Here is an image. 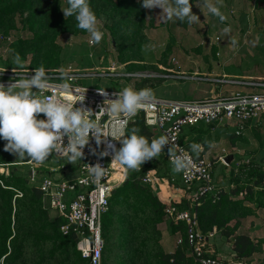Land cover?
<instances>
[{
  "label": "rangeland",
  "instance_id": "1",
  "mask_svg": "<svg viewBox=\"0 0 264 264\" xmlns=\"http://www.w3.org/2000/svg\"><path fill=\"white\" fill-rule=\"evenodd\" d=\"M108 1L99 0L96 4H90L103 31L101 41L96 44L91 42L86 30L77 27L75 17L70 21L64 17L61 9L67 6V0L36 1L45 3L46 9H38L44 17L35 26V35L28 30V11L17 12L13 28L0 26V67L39 68L33 65L41 57L35 47L24 52L18 46L11 48L18 39H29L31 43H40L49 54L58 57L56 67L70 64L93 73L104 71L114 74L81 79L78 82L83 86L115 90L125 86L137 90L151 88L156 96L176 92L183 82L192 80L193 86L202 87L205 91L209 86L212 87V95H216L246 88L238 83L207 81V78L244 82L264 79V0H207L220 8L226 17L223 21L210 14L205 3H195L191 11L197 15L198 21L194 23L187 20H180L179 23L178 18H168L158 7L146 8L145 25L139 33L125 27L122 18L109 15L104 9L98 10L107 8L105 10L109 12V6L106 5ZM48 11H54V14H46ZM17 54L22 62L20 64L14 62ZM129 73L131 75H127ZM174 73H180L183 77H172ZM159 74L163 76H155ZM236 123L232 121L230 126L213 129L199 128L195 135L192 132L187 134L188 143L202 145L207 158L212 159L214 181L218 186L222 183L226 190L233 185L244 190L257 179V173L264 172V115L247 124L234 126ZM237 130L238 133L235 132ZM231 154L232 158L226 161L225 157ZM221 156H224V160L219 159ZM54 161L55 165L74 164L67 159ZM243 163H249L255 169L251 179L245 171L238 169ZM233 164L238 165L237 169ZM261 188H264V179L253 191ZM245 196V190L238 194L228 193L215 206L213 222L223 223L221 227L231 230L232 236L247 233L253 241L254 249L243 259L245 264H264V195L260 197L263 206L256 205V198L241 200ZM210 211L212 208L205 214V226L212 222L208 219ZM153 217L159 220L157 229L161 236L150 256L129 254L131 244L126 245L123 254L121 249H116L119 243H115L114 247L108 246L104 262L121 264V258L126 256V264H164L163 254L176 249V236L171 232L173 222L162 214Z\"/></svg>",
  "mask_w": 264,
  "mask_h": 264
},
{
  "label": "built area",
  "instance_id": "2",
  "mask_svg": "<svg viewBox=\"0 0 264 264\" xmlns=\"http://www.w3.org/2000/svg\"><path fill=\"white\" fill-rule=\"evenodd\" d=\"M33 70L0 67V84L7 87L19 76L32 75ZM45 72L48 88L43 90V94L57 93L61 99L71 102H75L80 95H83V100L76 101L74 107H80L85 111L91 110L90 115L85 114L86 118L100 120L101 131L105 135L116 120H127V127L138 115H142L144 124L153 134V139L160 135L167 136L169 143L165 145L159 156L143 162L135 171L139 181L149 185L154 192L160 187V181L171 190L170 196L172 195L173 198L166 201L164 215L174 224H184V234L182 235L179 230L176 232V247L184 248L185 256L192 264H245L243 259L237 258L232 242L223 236L221 230L214 226L211 230L203 232L199 227L197 207L206 196H216L223 185L220 183L221 185L218 186L214 181L212 159L188 150L182 142V135L186 127L198 124L230 125V122L237 121L235 126L258 119L264 114V79L244 82L207 78V81L238 83L246 89L227 94L219 92L211 98L195 100L163 99L154 96L136 115L127 117L120 114L119 117H114L104 106L108 104L107 100L115 99V94L122 88L115 90L105 87L107 93L105 95L98 91L104 87L83 86L78 82L84 78L93 79L114 74L104 71L93 73L86 69L80 70L70 64L66 67L45 69ZM172 77L180 78L183 75L174 73ZM64 83L69 85L67 90L62 87ZM32 90L37 91L35 87ZM36 94L40 95V92ZM102 107L104 108L100 111ZM125 130L126 128L123 134ZM235 132L238 133L239 130ZM101 135L102 139L99 142L94 136L89 135L80 160L73 165L68 163L55 165V159H67L55 151L42 163L33 162L29 158L0 163V176L9 175L10 165L25 167L29 185L40 192L46 209L52 215L63 219L60 225L61 233L74 235L76 249L82 258L87 259L88 264H102L103 216L108 211L112 192L123 183L127 175V169L112 159L114 150L121 146L120 136L113 138ZM64 142L67 143V137L64 138ZM177 154L192 161L179 173L172 170V161ZM221 158L224 160V156L219 159ZM97 164L104 168L103 175L99 178L90 173V166ZM233 167L237 169L238 165L233 164ZM0 183L3 184L1 178ZM172 191H176V195ZM16 195L21 193L17 191ZM176 196L178 200L174 198ZM182 201L186 204L184 208L179 206Z\"/></svg>",
  "mask_w": 264,
  "mask_h": 264
},
{
  "label": "trees",
  "instance_id": "3",
  "mask_svg": "<svg viewBox=\"0 0 264 264\" xmlns=\"http://www.w3.org/2000/svg\"><path fill=\"white\" fill-rule=\"evenodd\" d=\"M36 1L38 0H0V26L7 25L9 28H13L16 13L28 11V30L32 31L34 35L37 34L35 26L44 17L38 12V9L46 8L45 3ZM98 1L90 0V4H96ZM191 3L193 7L195 3H205V0H191ZM106 5L109 6V12L105 10L107 8L98 10L103 11L104 9L109 15L122 18L126 24L125 27L131 28L133 32L142 31L145 25L146 8L141 6L140 0H109ZM46 14L53 15L54 11H48ZM73 18L74 16H68V21ZM177 22L181 23L179 19ZM17 46L22 52L30 47H35L40 52L41 57L34 61L33 65L39 68L42 66L44 69L60 68L56 67L59 63L58 57L49 54L40 43H31L29 39H18L14 45H11V48H17ZM41 50H43L42 53ZM198 125H204V129L216 126L215 123ZM132 130H138V134L144 135L149 141L153 139V134L144 124L142 115H138L135 120L128 124L124 135ZM6 142V140L0 139V163L26 159L18 158L16 154L6 151L4 149ZM238 169L245 171L249 179L254 175L255 169L249 163H243ZM9 170V175L0 176L3 183H0V264H88L87 259L82 258L76 249L74 235L61 233L60 225L63 219L52 215L42 203L40 192L29 185L25 167L10 165ZM257 174V179L253 184L244 189L246 196L245 199L241 200L256 198V205L263 206L260 197L264 195V188L257 189V191H253V188L263 182L264 172ZM244 190L238 185H233L228 190L222 188L216 196H206L197 207L200 229L207 232L215 226L221 230L223 236L232 242V248L238 259H244L252 253L254 244L251 237L247 233H236L232 236L231 230L223 229L221 227L223 223L215 224L213 219L215 206L228 193L238 194ZM17 191L21 195H16ZM170 197L167 195V197L162 198L156 195L149 185L139 181L135 170H127L123 183L112 192L108 211L103 216L102 264H106L104 255L108 246L114 247L115 243H119L116 249H121L123 254H125L126 245L131 244L132 248L128 250L129 254L141 253L143 256H150L153 252V246L157 244L161 236L157 229L159 220L153 215H164L163 209ZM179 206L184 208L186 204L182 201ZM211 208L212 211H210L208 219L212 222L205 226V214ZM178 230L183 235L184 224L171 223L172 234ZM125 258H121V264H126ZM163 261L164 264H192L191 260L185 256L184 248L181 246L176 247L173 252L163 254Z\"/></svg>",
  "mask_w": 264,
  "mask_h": 264
},
{
  "label": "clouds",
  "instance_id": "4",
  "mask_svg": "<svg viewBox=\"0 0 264 264\" xmlns=\"http://www.w3.org/2000/svg\"><path fill=\"white\" fill-rule=\"evenodd\" d=\"M140 3L147 9L160 8L168 18L176 17L189 23L198 21L197 15L191 11V0H140ZM205 6L210 14L221 21L226 19L216 4L205 0ZM61 10L64 17H75L77 27L90 34L93 44L101 41L103 31L89 0H67V6ZM14 62L22 63L18 54L14 57ZM33 87L37 91H33ZM62 87L67 90L69 85L64 83ZM47 88V76L42 66L34 69L30 76H19L7 87L0 84V139L7 141L4 149L16 154L18 158H29L33 162L42 163L55 151L72 163L80 160L82 149L88 143L90 134L97 142L102 139L101 134L113 138L119 135L121 146L114 150L112 159L127 170H135L140 168L143 162L158 157L169 143L165 135L149 141L144 135L138 134V130L124 135L123 131L127 125L125 119L116 120L105 135L101 131L100 120L86 118L85 114L90 115L91 110L74 107L76 101L83 100V95L71 102L61 99L57 93L44 95L43 90ZM98 91L107 95L105 88ZM37 92H40V95H37ZM115 95L116 98L107 100L108 104L104 106L114 117H119L120 114L132 117L154 98L151 89L137 90L132 86H125ZM40 114H43V117H40ZM65 137L67 143L64 142ZM190 147L195 154L202 150V145L198 143ZM191 163L187 157L177 154L172 161V170L182 172ZM103 172L104 168L98 164L90 166V173L96 178L102 176Z\"/></svg>",
  "mask_w": 264,
  "mask_h": 264
},
{
  "label": "crops",
  "instance_id": "5",
  "mask_svg": "<svg viewBox=\"0 0 264 264\" xmlns=\"http://www.w3.org/2000/svg\"><path fill=\"white\" fill-rule=\"evenodd\" d=\"M191 81L192 80H187V81L183 82L182 83L183 85L180 88L177 87L176 92H173V93L167 92V93H162V95H156V96L159 98H163V99H187L186 96H190V97L192 96L193 97L192 99L195 100V99L211 98L215 95V94L212 95V91L214 93V90L212 89V87L209 86V89L205 91L202 89V87L193 86L194 83H192ZM195 84L199 85V83H195ZM210 92H211V94H210ZM219 126H224V125H216L215 127H219ZM201 127L204 129V125H196V126H193L192 128H186L185 132L182 135V142L185 144V146L191 152H192L191 147H190L191 145L188 143V135L187 134L192 132V134L195 135L197 133L196 130L201 128ZM211 129H213V128H211ZM199 154L204 155V156L207 155V153L203 152V147H202V150L199 151ZM159 186L160 187L155 191L156 195H159L163 198V197H167V195L171 194V190L167 186H165L164 182L160 181ZM172 192H173V194L176 195V193H175L176 191H172ZM171 198H173L172 195H171L170 199ZM174 198L177 200L179 199L178 196H176ZM175 236H176V233H175Z\"/></svg>",
  "mask_w": 264,
  "mask_h": 264
},
{
  "label": "water",
  "instance_id": "6",
  "mask_svg": "<svg viewBox=\"0 0 264 264\" xmlns=\"http://www.w3.org/2000/svg\"><path fill=\"white\" fill-rule=\"evenodd\" d=\"M231 158H232V154H231V155H227V156L225 157L226 161H229Z\"/></svg>",
  "mask_w": 264,
  "mask_h": 264
}]
</instances>
